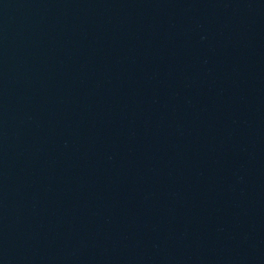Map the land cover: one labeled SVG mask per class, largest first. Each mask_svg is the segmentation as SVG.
<instances>
[{
	"label": "water",
	"instance_id": "95a60500",
	"mask_svg": "<svg viewBox=\"0 0 264 264\" xmlns=\"http://www.w3.org/2000/svg\"><path fill=\"white\" fill-rule=\"evenodd\" d=\"M0 264H264V0H0Z\"/></svg>",
	"mask_w": 264,
	"mask_h": 264
}]
</instances>
